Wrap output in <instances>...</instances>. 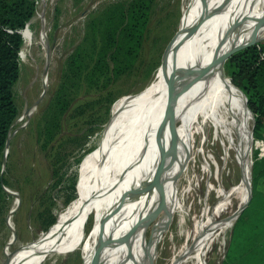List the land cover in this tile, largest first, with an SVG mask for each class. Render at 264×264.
<instances>
[{
  "label": "rangeland",
  "instance_id": "374dc122",
  "mask_svg": "<svg viewBox=\"0 0 264 264\" xmlns=\"http://www.w3.org/2000/svg\"><path fill=\"white\" fill-rule=\"evenodd\" d=\"M129 1L39 0L35 16L24 27H28L33 44L25 49L23 40L20 50V53L24 51V56L19 54L21 71L14 87L20 115L9 131L6 161L4 167L2 161L1 168L7 181L3 186L19 195L20 204L11 214V226L8 217L15 198L3 190L5 195L0 197V264L10 263L12 256H26L35 241L53 228L60 211L81 194L87 183L84 160L100 145L110 122L112 125V104L117 98L140 92L153 83L158 68L168 57L172 40L179 28L182 29L184 20L191 16L192 6L184 11L188 0H151L145 37L134 66L116 79L108 74L112 79L102 91H98L88 82L87 72L89 62L93 60L91 57L100 45L97 42L101 36L94 32V28L100 31L108 9L116 5L125 7ZM195 2L198 17L192 24L209 22L210 26L213 21L211 0ZM41 11L51 52L48 61L43 49L36 43L42 26L38 16ZM230 13L231 9L225 17H221L220 26H216L218 30L223 21L229 19ZM78 50L87 68H82L77 62L78 57L72 61ZM44 88V95L40 98ZM37 100L34 110L29 113ZM203 125L200 127L199 121L195 123L188 143L178 156L174 174L175 210L149 258L146 256L150 252L157 218L146 226L142 244L144 264H172L194 238L207 229L208 224L229 215L242 204V193H233L228 197L226 206L213 214L221 192L239 183L240 169L224 134L210 121ZM46 129L51 132L47 133ZM149 130L142 138L145 148ZM252 138L253 165L264 155V137H256L253 133ZM262 180L264 178L255 180L257 194L240 221L236 223L237 218L231 227L212 232L203 264H230L237 243L245 234L259 231L260 228L253 227L252 223L260 208L264 207L259 192L264 189ZM251 184L253 190V176ZM135 187L137 189V183ZM92 219L91 214L86 218L82 243H75L66 250H52L38 264H83L80 245L91 229ZM233 230L235 235L228 258ZM134 238L132 233L128 241L129 264H133L139 253V250H133ZM242 245L240 242L241 251ZM184 264H194V261Z\"/></svg>",
  "mask_w": 264,
  "mask_h": 264
},
{
  "label": "bare ground",
  "instance_id": "6f19581e",
  "mask_svg": "<svg viewBox=\"0 0 264 264\" xmlns=\"http://www.w3.org/2000/svg\"><path fill=\"white\" fill-rule=\"evenodd\" d=\"M208 1L204 0L205 3ZM211 2L213 9L210 13L215 22L212 21L210 26L209 22L202 25L201 22L196 25L194 23L186 31L198 17L195 0H188L184 11L189 6H192V10L182 27L181 36L183 30L185 36L181 44L174 41L167 59L158 68L153 83L140 92L117 98L112 104L113 122L112 125L111 122L109 124L111 130L108 127L100 145L84 160L87 169L84 190L60 211L53 228L35 241L26 256H12V261L7 262L8 264H38L50 251L66 250L75 243H80L89 214L93 218L92 226L80 245L83 264H129L128 241L134 233V222L138 218H142L144 222L148 220L150 213L157 211L162 203L164 206L159 209L151 236L150 252L146 258L152 256L153 248L160 241L175 210L177 199L174 174L178 156L188 143L198 121L200 127L210 121L224 134L240 169L239 183L230 190L221 192V197L212 210L213 214L226 206L228 197L233 193H242V204L248 198L249 169L253 156V118L239 89L217 67L201 79L176 81L172 89L166 91L165 79L178 67L192 65L191 70H203L211 67L230 46L248 42L253 35L260 40L264 39V0ZM230 9L229 19L223 21L218 30L216 26H220L221 17H225ZM38 16L42 26L36 43L43 49L48 61L51 52L43 12ZM22 35L23 48L26 49L33 44L28 27L22 30ZM23 53L21 51L20 54ZM43 77L46 83L45 73ZM33 110L32 107L29 113ZM149 128L145 148L142 138L144 139ZM154 171L158 179L156 188L145 192ZM6 191L14 195L11 208L14 209L18 195L7 187ZM239 207L229 215L208 224L207 229L200 232L172 264H184L192 260L194 264H203L212 232L231 227ZM8 220L12 226L10 213ZM145 229L146 226H142L134 233L133 250H139V253L133 264H144L142 244ZM59 246L61 247L58 248Z\"/></svg>",
  "mask_w": 264,
  "mask_h": 264
},
{
  "label": "trees",
  "instance_id": "16d2710c",
  "mask_svg": "<svg viewBox=\"0 0 264 264\" xmlns=\"http://www.w3.org/2000/svg\"><path fill=\"white\" fill-rule=\"evenodd\" d=\"M38 1L0 0V197L5 195L2 184L7 183L1 173L6 139L13 123L20 115L14 91L21 71L19 52L23 45V37L20 31L35 16ZM150 7L151 0H131L125 7L116 5L106 12L100 31L94 28V32L101 36L97 42L100 45L96 47L95 55L91 57L93 60L89 62L87 79L98 91H102L111 77L116 79L134 66L145 37ZM80 50L72 57V61H76L78 57L77 62L82 68H87L80 57ZM260 53H264V42L233 53L224 64V69L232 82L247 96L248 107L255 117L253 133L256 137H264V63L260 59ZM110 73L112 76L108 77ZM49 132L51 131H47ZM252 176L253 195L247 207L252 204L257 194L255 180L264 178V155L254 161ZM260 197L264 203V195ZM245 209L236 223L240 221ZM258 212L259 215L255 217L252 226L259 227V231L245 234L237 243L236 253L231 259L229 250L234 240L233 230L228 248L230 264H264V207ZM240 242L243 244L242 251L239 248ZM250 247L251 251L246 252Z\"/></svg>",
  "mask_w": 264,
  "mask_h": 264
},
{
  "label": "water",
  "instance_id": "95a60500",
  "mask_svg": "<svg viewBox=\"0 0 264 264\" xmlns=\"http://www.w3.org/2000/svg\"><path fill=\"white\" fill-rule=\"evenodd\" d=\"M26 26H28V23L26 24ZM25 26V27H26ZM194 26L193 25H190L186 28V31L191 29L192 27ZM185 31L183 30V34L181 36V33H182V29L179 28L176 36L174 37V39L172 40V43L173 41H176L177 44H181L182 42V39L184 38L185 36ZM21 35H22V30L20 31ZM23 37V35H22ZM261 40L256 38V36H252V38L248 41V42H245L243 44H237V45H232L230 46L223 54H221L217 60L212 64L211 67L209 68H204L203 70H191L192 68V65H190V67H186V66H180L178 67L177 69H175L173 72L170 73L169 76L166 77L165 79V83H166V91H170L172 89V86L174 85V83L176 81H179V80H184V79H192V80H198V79H201L202 77H204L205 75H208L212 72V70L214 68H220L222 70V72H225L224 71V64L226 62V60L235 52L241 50V49H244L248 46H251V45H254V44H258ZM172 43L170 44V47L172 45ZM169 47V48H170ZM20 54V52H19ZM166 58V57H165ZM165 60V59H164ZM163 60V62H164ZM162 62V63H163ZM190 68V69H189ZM226 74V73H225ZM227 76V75H226ZM228 77V76H227ZM228 79L231 81L232 84H234L231 80V78L228 77ZM235 85V84H234ZM236 86V85H235ZM239 91L242 93L243 97H244V103H245V106L246 108L248 109V111L251 113L252 115V118H253V124H252V129H251V133L253 134V129H254V125H255V118H254V114L252 112V110L248 107V99H247V96L245 95V93L238 87L236 86ZM44 92H45V88L43 89L42 91V94L40 96V98L44 95ZM39 98V99H40ZM39 100H37L32 106L33 108L37 105ZM23 116H24V113H23ZM30 116V115H29ZM28 116V117H29ZM175 123V119L172 120V124L174 125ZM8 144H9V136L7 137L6 139V144H5V148H4V153H3V167L5 165V161H6V155H7V150H8ZM249 173H250V181H249V196L248 198L244 201V203L239 207V209L237 210V213H236V219L239 217V215L242 213V211L247 207L251 197H252V184H251V179H252V163H251V166H250V169H249ZM157 176L155 174V171L154 173L152 174V177L151 179L149 180L146 188H145V192H148V191H151L153 190L154 188H156V185H157ZM2 189L6 191V188L3 186L2 184ZM20 204V197L18 195V199H17V205L14 209L10 210V214H12L17 206H19ZM164 206L162 205V203L159 205V207L157 208L158 210L153 212V213H150L149 215V218L148 220H145V222L142 220V218H138L135 222H134V233L139 229V228H142V226H147L150 221L152 219H154L155 217L157 218L158 214H159V209ZM152 212V211H151ZM8 257V253L6 254V259ZM81 258H82V255H81ZM5 259V260H6ZM4 260V262H5Z\"/></svg>",
  "mask_w": 264,
  "mask_h": 264
},
{
  "label": "crops",
  "instance_id": "0c3cea01",
  "mask_svg": "<svg viewBox=\"0 0 264 264\" xmlns=\"http://www.w3.org/2000/svg\"><path fill=\"white\" fill-rule=\"evenodd\" d=\"M263 181H264V180H263ZM259 192H260L261 195H264V189H260ZM250 249H251V247H250L246 252H248ZM250 251H251V250H250ZM246 252H245V253H246Z\"/></svg>",
  "mask_w": 264,
  "mask_h": 264
},
{
  "label": "built area",
  "instance_id": "2783aa9c",
  "mask_svg": "<svg viewBox=\"0 0 264 264\" xmlns=\"http://www.w3.org/2000/svg\"><path fill=\"white\" fill-rule=\"evenodd\" d=\"M260 59L263 61L264 63V53H260Z\"/></svg>",
  "mask_w": 264,
  "mask_h": 264
}]
</instances>
